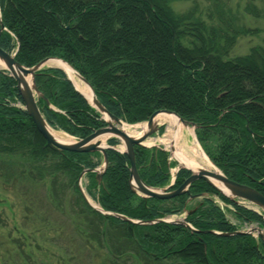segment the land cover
<instances>
[{
    "label": "trees",
    "instance_id": "1",
    "mask_svg": "<svg viewBox=\"0 0 264 264\" xmlns=\"http://www.w3.org/2000/svg\"><path fill=\"white\" fill-rule=\"evenodd\" d=\"M169 4L170 0H1L6 31L0 46L6 52L18 49L15 58L26 67L50 57L65 60L91 84L106 109L126 123L147 121L159 110L195 123L198 141L211 161L229 179L264 195V48L225 59L237 37L248 31L235 26L224 1L211 2L208 14L214 20L208 24L194 17L198 4L190 16L175 15ZM248 10L255 12L253 5ZM35 75L45 97L38 105L50 127L84 139L106 125L62 69L46 67ZM18 102L23 104L16 80L0 71V179L9 189L49 182L50 195L58 200L66 196V186L72 187L78 213L88 218L86 231L105 248L106 254L95 256V264L105 257V264H264L262 240L206 233L227 234L238 226L230 224L213 199L188 200L202 193L217 196L234 207L238 220L262 228L264 213L246 209L203 180L193 182L190 194L166 200L142 197L129 186V157L114 148L107 149L109 167L99 183L91 170L101 164L102 154L49 148ZM117 144L115 138L108 141L111 147ZM135 155L146 184L160 188L170 183V167L176 163H169L166 151L136 146ZM84 171L86 191L101 209L140 221L193 211L186 221L199 232L183 225H132L104 216L78 189ZM190 176L189 170L181 169L174 188Z\"/></svg>",
    "mask_w": 264,
    "mask_h": 264
},
{
    "label": "rangeland",
    "instance_id": "2",
    "mask_svg": "<svg viewBox=\"0 0 264 264\" xmlns=\"http://www.w3.org/2000/svg\"><path fill=\"white\" fill-rule=\"evenodd\" d=\"M170 1L169 5L177 16H190L192 12L194 14L196 3L198 9L194 17L206 24L214 20L209 18L208 13L211 11V2L215 0ZM222 1L234 15L235 26L238 29L251 31L237 37L235 45L225 59L247 56L255 47L264 48V0ZM251 5L254 6L255 12H249L248 7ZM214 22L217 24V20ZM187 43L184 41V44ZM52 65L50 63L47 66ZM184 131L182 141L190 146L195 138L188 129ZM165 133L164 131L163 135H154L151 143L167 149L172 162L178 165L171 169V172L175 173L182 165L175 159L173 150L160 142ZM118 148L125 149L123 144ZM82 178V183L86 186L88 179L85 176ZM62 185L63 182L58 189L63 190ZM71 188L66 186V196L58 200L54 196L51 197L49 182H39L36 185L23 183L19 189H9L0 179V264H95L93 261L97 254H106L105 248L92 241L94 236L90 231H86L87 215L82 216L78 213L77 194ZM228 207H226V215L230 224L238 225V229L247 230L258 227L256 224L251 226L241 222ZM174 219L181 220L183 216ZM123 260L127 261L125 257ZM105 261L106 257L99 262L105 264ZM124 264H134V262Z\"/></svg>",
    "mask_w": 264,
    "mask_h": 264
},
{
    "label": "water",
    "instance_id": "3",
    "mask_svg": "<svg viewBox=\"0 0 264 264\" xmlns=\"http://www.w3.org/2000/svg\"><path fill=\"white\" fill-rule=\"evenodd\" d=\"M1 2V0H0ZM1 12V7H0ZM6 31V28L2 21V16L0 13V37L1 33ZM16 53L12 54L9 52H6L1 46H0V63H2V66H4L1 69H4L10 73L9 76L13 77L17 82V87L20 93V96L22 97V100L25 104V110L28 112L30 117L33 119L37 129L39 132L44 136L43 138L46 139L47 144L49 148L61 152V151H71V152H78V153H101L103 156V162L101 166H98V168L91 170L96 174V179L99 183L102 182L103 176L107 171V168L109 167V159L107 156V145H103L102 140L100 139L103 136L109 135L110 137H117L125 146L126 155L130 159V165H131V175H130V185L132 190L137 193L138 195L145 197V198H157L160 200H166L171 199L177 196H181L184 194L189 193V189L193 182L203 180L205 183H208L212 187H214L219 193L227 197L228 199L232 201H236V199H242L246 202L252 204L253 206L261 209L264 212V195L261 194L259 191L254 189L253 187H250L248 185L240 184L238 182H235L231 179H229L221 170L216 167L213 162L210 160V162L213 164V166L218 169V171H210L203 168H191L188 166H181L180 168H186L189 170L192 175L187 178L182 185L176 189L171 190L172 186L165 187V188H157V187H151L148 184L144 182V180L140 177L138 168L136 164V157H135V147L136 146H143L147 148L151 147H157L156 145L148 146L144 144V142L149 139L152 135L157 133L160 130V125L158 122H156V118L160 114H166L169 116H175L178 118V121L183 123L185 127H189L190 125L193 126V129H196V125L194 123H190L186 120H184L182 117H180L177 113L170 111V110H159L155 112L147 121V127L146 130L141 134L139 137H135L131 135L130 133H126L125 130L121 129L120 127L123 125V121L116 117V115H113L110 113L105 105H103L97 98V95L95 93V90L93 87L88 83V81L80 74L76 69H74L73 66H71L68 62H66L63 59L60 58H46L39 62V64L33 66V67H26L24 65H21L15 58ZM51 62L58 63V68H61L65 71V73L68 75V78L73 83L74 81L71 79L69 75V70H72L77 77L83 81V83L87 84L89 88L91 89V99H89L84 93H82L74 84L76 89L82 94L89 104H91L97 111L100 112V114L103 115V120L106 122L107 125L104 127L96 130L94 133L89 135L88 137L78 140V141H71V142H63L58 141L53 135L50 133L49 129H52L50 127L49 123L46 121L45 117L43 116L39 105H38V99L39 98H45L44 95L40 92L38 89V86L36 84V75L38 71L43 69L45 66L50 64ZM53 64V63H51ZM28 78H30V81H28ZM50 105V103L48 102ZM195 141H197V137L195 135ZM198 145L200 146L199 142L197 141ZM201 150L202 147L200 146ZM204 152V151H203ZM205 153V152H204ZM207 156V155H206ZM179 162V161H178ZM86 171H84L81 176L79 177V183H78V189L81 192V195L83 196V199L96 211L100 212L104 216H111L115 217L116 219H121L122 221L128 222L132 225H148L152 223L157 222H165L170 224H176V225H183L186 227H189L194 232L197 231L193 226H191L187 221L183 220H173L170 218H163L158 219L154 221H140V220H134L128 216L119 214V213H113L105 211L104 209H101L102 207L95 203H93L89 197L87 196L85 189L82 184V177L85 175ZM217 182V184L215 183ZM205 194H202L201 196H204ZM200 195L191 196L189 201L192 199H195ZM255 232L258 233V235H255ZM206 233H212L220 236H235V235H252L255 236L257 241L261 239L264 242V230L261 228H252L247 230H237L230 233H219L215 231H207Z\"/></svg>",
    "mask_w": 264,
    "mask_h": 264
},
{
    "label": "bare ground",
    "instance_id": "4",
    "mask_svg": "<svg viewBox=\"0 0 264 264\" xmlns=\"http://www.w3.org/2000/svg\"><path fill=\"white\" fill-rule=\"evenodd\" d=\"M53 63V65L58 66V63ZM60 66V65H59ZM2 63H0V68H3ZM69 75L71 79L74 81L76 87L84 93L89 99H91V89L89 86L85 83H83L82 80H80L75 73H73L72 70H69ZM28 81H30V78H28ZM156 122L159 124H163L166 126V133L163 139H160V142L165 143L167 147H170L173 150L174 157L179 161L181 165H185L191 168H203L210 171H218L213 164L210 162L206 154L201 150L200 146L198 145L197 141H194L192 145L188 146L184 144L182 141L184 139L185 135V129H188V131L191 132V134L194 136V131L190 127H185L183 123L178 121V118L175 116H169L166 114H160L156 118ZM147 124H138L134 126L127 125V123L123 124L120 128L125 130L126 133H130L131 135L135 137H139L142 132L146 130ZM132 131H131V130ZM50 133L55 137L58 141L63 142H71L73 139L62 132L55 131L52 129H49ZM109 138V135L103 136L100 139L103 142V145H105L107 139ZM152 140L149 139L145 142L146 145H153L151 143ZM217 184V182H215ZM218 185V184H217Z\"/></svg>",
    "mask_w": 264,
    "mask_h": 264
},
{
    "label": "flooded vegetation",
    "instance_id": "5",
    "mask_svg": "<svg viewBox=\"0 0 264 264\" xmlns=\"http://www.w3.org/2000/svg\"><path fill=\"white\" fill-rule=\"evenodd\" d=\"M161 150L163 149V148H160ZM163 151H165V150H163ZM169 154V153H168ZM168 161H170V162H172L171 161V156H170V154H169V158H168ZM192 175V174H191ZM176 183V182H175ZM174 183V184H175ZM180 187V186H179ZM178 187V188H179ZM177 188H173V190H176ZM191 196H193V195H191ZM212 198L214 199V201L216 202V204L219 202V200L218 199H215V197L214 196H212ZM203 199V198H202ZM202 199H198V201H201ZM218 205V204H217Z\"/></svg>",
    "mask_w": 264,
    "mask_h": 264
}]
</instances>
